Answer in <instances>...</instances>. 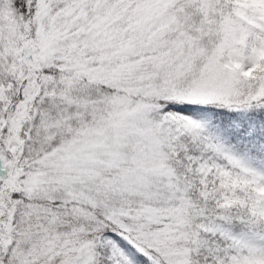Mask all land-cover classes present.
I'll return each instance as SVG.
<instances>
[{
  "label": "snow or ice",
  "instance_id": "1",
  "mask_svg": "<svg viewBox=\"0 0 264 264\" xmlns=\"http://www.w3.org/2000/svg\"><path fill=\"white\" fill-rule=\"evenodd\" d=\"M0 264H264V0H0Z\"/></svg>",
  "mask_w": 264,
  "mask_h": 264
}]
</instances>
